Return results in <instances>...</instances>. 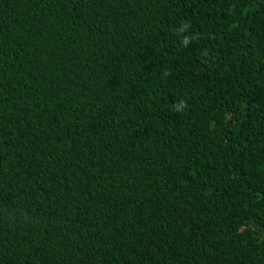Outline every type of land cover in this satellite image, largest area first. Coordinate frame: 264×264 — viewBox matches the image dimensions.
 <instances>
[{"label":"trees","instance_id":"16d2710c","mask_svg":"<svg viewBox=\"0 0 264 264\" xmlns=\"http://www.w3.org/2000/svg\"><path fill=\"white\" fill-rule=\"evenodd\" d=\"M0 264H264V0H0Z\"/></svg>","mask_w":264,"mask_h":264}]
</instances>
